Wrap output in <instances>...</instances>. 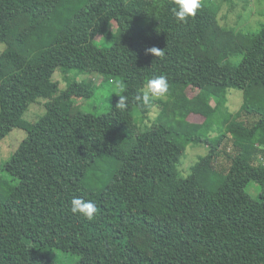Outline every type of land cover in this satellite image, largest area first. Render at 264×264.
Here are the masks:
<instances>
[{
  "label": "trees",
  "instance_id": "trees-1",
  "mask_svg": "<svg viewBox=\"0 0 264 264\" xmlns=\"http://www.w3.org/2000/svg\"><path fill=\"white\" fill-rule=\"evenodd\" d=\"M31 1L0 0V151L14 128L27 131L0 163V264H61L54 249L77 254L71 264H264V21L254 30L222 23L204 0L186 22L172 14L174 0H87L72 15L34 10L31 33L12 41L7 29ZM105 32L109 43L98 41ZM72 71L124 91L106 112H84L74 98L91 97L93 82ZM159 75L175 92L135 102ZM229 88L243 90L236 112ZM117 94L128 96L127 110L115 107ZM40 97L44 115L24 119ZM158 126L166 135L120 188L116 175ZM200 144L207 153L183 174L187 146ZM239 168L251 177L239 178ZM251 181L260 192L242 217L235 206ZM74 197L95 202L93 220L71 211Z\"/></svg>",
  "mask_w": 264,
  "mask_h": 264
},
{
  "label": "rangeland",
  "instance_id": "rangeland-1",
  "mask_svg": "<svg viewBox=\"0 0 264 264\" xmlns=\"http://www.w3.org/2000/svg\"><path fill=\"white\" fill-rule=\"evenodd\" d=\"M87 0H32L28 5V12H25L18 17L11 26L7 29V34L10 37L15 38L12 41L20 40L21 36H27L31 33L34 26L38 21V17L33 13L34 10H48L57 9L61 13L72 15L81 5ZM206 4L213 9L219 10V18L222 23H234L239 20L242 21V27L240 29H246L245 26L251 28H259L260 23L264 21V0H204ZM250 6V7H249ZM247 8H252V12L247 16ZM245 15V19L241 20V16ZM113 34L105 32L98 36L99 42L109 43ZM6 44L0 43V52L5 49ZM71 77H76L77 80H84L93 82L91 88L94 89V94L91 97H79L74 98L76 104L84 112L101 114L107 111L111 104L112 95L117 92L116 85L111 81H104L101 74L98 73H76L70 72ZM54 79L59 81L61 89H65L67 81L64 79L61 71H56ZM170 83V82H169ZM169 93L164 98H169L177 89V85L169 84ZM227 106L229 111L236 112L243 103V90L239 88H229L227 91ZM46 99L40 97L33 103H31L24 114V119L29 121H36L46 112L44 102ZM158 104L155 105V109H158ZM228 124V130L232 129L234 133L239 131L238 123L231 120ZM167 129L158 126L156 131L148 132L144 135L143 139L139 142L137 148L133 152L128 162L120 169L115 177L116 184L122 189L130 188L134 182L140 177L142 171L146 167L147 163L151 159L155 149L159 145L160 141L167 133ZM27 136V131L21 127L14 128L7 136L1 140L0 151V163L3 164L10 158L21 141ZM207 153L205 145H188L186 154L183 158V167L185 168L183 174L187 175L190 171V167L198 160L199 155ZM236 175L239 178L248 180L251 177V173L244 168H239L236 171ZM247 192L243 194L238 200L235 210L236 212L245 217L253 204L254 198L259 194V186L250 182L247 187ZM51 257L56 259L61 264H71L79 259L77 254H71L69 252H63L58 249L50 251Z\"/></svg>",
  "mask_w": 264,
  "mask_h": 264
},
{
  "label": "clouds",
  "instance_id": "clouds-1",
  "mask_svg": "<svg viewBox=\"0 0 264 264\" xmlns=\"http://www.w3.org/2000/svg\"><path fill=\"white\" fill-rule=\"evenodd\" d=\"M201 7V0H174L172 14L181 22H186L189 17H194L197 10ZM159 49L156 47L147 48L146 52L158 55ZM168 78L164 75L149 78L134 97L135 102L141 103L143 106H149L153 99H164L169 93ZM118 93L124 91L123 84L117 85ZM119 99L115 107L121 111H125L129 107V98L123 94H117ZM71 211L76 214L93 220L98 208L94 201L85 200L82 197H74L71 200Z\"/></svg>",
  "mask_w": 264,
  "mask_h": 264
}]
</instances>
